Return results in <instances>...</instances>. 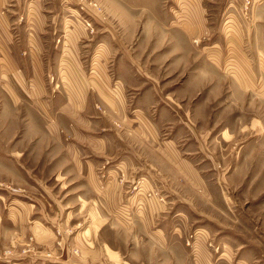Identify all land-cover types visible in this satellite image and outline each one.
Returning a JSON list of instances; mask_svg holds the SVG:
<instances>
[{"label": "crops", "instance_id": "0c3cea01", "mask_svg": "<svg viewBox=\"0 0 264 264\" xmlns=\"http://www.w3.org/2000/svg\"><path fill=\"white\" fill-rule=\"evenodd\" d=\"M52 3L0 0V139L11 138L19 128L14 136L23 149L10 155H17L20 167H107L103 181L97 182L101 201L128 206L132 226L115 229L123 251L111 250L102 240L99 250L89 244L78 243L81 249L57 243L49 264H229L210 261L204 248H198L199 254L191 260L180 239L186 230L155 226L165 216V206L160 202L158 210L152 211L142 196L154 189L164 204L165 199L174 201L175 195L182 202L178 195L182 188L188 182L197 184V170L189 167L179 149L182 136L174 139L161 134L156 117L166 113L172 102L160 96L163 86L157 89L155 71L162 67L171 84L179 80L180 89L208 91L214 100L224 84L219 66L205 61L203 52L195 57L191 45L203 39L209 27L205 7L201 3L193 9L173 6L171 16L158 7L122 9L117 26L124 34L121 44L126 51L117 47L119 57L112 61L109 53L103 59L102 38L97 41L84 26L60 19ZM249 28L245 45L249 44L257 60L253 62L251 56L247 60L250 78L245 76L243 89L248 93L257 86L264 92L260 75L264 15L253 14ZM130 44H134L132 51ZM85 46L92 47L90 59H85ZM177 97L179 103L185 102L188 94L185 90ZM7 109H21L20 119L12 112L9 119ZM76 248L77 258L69 254Z\"/></svg>", "mask_w": 264, "mask_h": 264}, {"label": "rangeland", "instance_id": "374dc122", "mask_svg": "<svg viewBox=\"0 0 264 264\" xmlns=\"http://www.w3.org/2000/svg\"><path fill=\"white\" fill-rule=\"evenodd\" d=\"M52 1L60 19L84 26L87 35L97 41L102 38L103 59L109 53L112 61L119 57L117 47L126 51L121 44L124 34L117 26L122 9L158 7L171 16L173 6L193 9L201 3L205 7L209 27L204 38L191 41V45L195 57L203 52L205 61L219 66L224 84L214 100L208 91L190 92L186 87L188 98L179 103L177 96L185 91L180 89L181 82L171 84L162 67L155 71L157 89L163 86L160 96L172 102L166 113L156 117L161 134L166 132L164 136L174 139L182 136L179 149L189 167L197 170L198 181L182 188L178 194L182 202L175 195L174 201L165 199L164 204L160 195L149 189L142 194L144 205L152 211L158 210L160 202L165 206V216L157 219L155 226L186 230L180 239L191 260L199 254L198 248H204L210 261L264 264V92L257 86L248 93L243 89L245 76L250 78L247 60L250 56L253 62L257 60L245 39L251 35V16L264 15V0H248V8L246 0ZM163 30L167 32V27ZM90 46H85V59L91 58ZM133 47L128 46L131 51ZM260 75L264 80V71ZM251 77L256 84L254 75ZM7 110L9 119L11 112L20 119L21 109ZM15 132L9 139H0V264H49L57 253V243L67 247L89 244L99 250L102 240L111 250L123 251L124 243L115 229L131 227V213L128 206L101 201L97 182L103 181L107 167H20L17 155H10L12 150L23 149ZM31 227L35 228L28 231ZM77 249L69 254L77 258Z\"/></svg>", "mask_w": 264, "mask_h": 264}, {"label": "built area", "instance_id": "2783aa9c", "mask_svg": "<svg viewBox=\"0 0 264 264\" xmlns=\"http://www.w3.org/2000/svg\"><path fill=\"white\" fill-rule=\"evenodd\" d=\"M246 8L250 6V1L246 0V4H245ZM87 26L89 27V25L87 24ZM74 253L76 254V251H74Z\"/></svg>", "mask_w": 264, "mask_h": 264}]
</instances>
